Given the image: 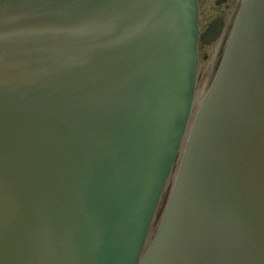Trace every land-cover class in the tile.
Returning <instances> with one entry per match:
<instances>
[{"label": "water", "instance_id": "1", "mask_svg": "<svg viewBox=\"0 0 264 264\" xmlns=\"http://www.w3.org/2000/svg\"><path fill=\"white\" fill-rule=\"evenodd\" d=\"M196 12L0 0V264H136L190 111ZM139 264H264V0L242 2Z\"/></svg>", "mask_w": 264, "mask_h": 264}, {"label": "rangeland", "instance_id": "2", "mask_svg": "<svg viewBox=\"0 0 264 264\" xmlns=\"http://www.w3.org/2000/svg\"><path fill=\"white\" fill-rule=\"evenodd\" d=\"M201 1H202V3L200 4V17L199 18H200V22L202 25L205 24L210 18L213 17V15L216 12H219V11L226 12V14H225L226 24L229 21H233L234 16L237 13V5L239 4V1L238 2L236 1L235 4H232L228 8H226L223 5H221L220 7H215L214 0H201ZM234 6H235V12H234L233 17H232V14H230V11L234 8ZM224 32H225V29H224ZM224 32L222 33L221 37L218 39V42L211 45V48L208 47V48L204 49L208 53V58L205 60L200 59L199 77L197 80L192 110H191V114H190V117H189V120L187 123L186 131H185L184 137L182 139L181 145L179 147V150L177 152L175 162H174V167L171 171V174H170L169 179L167 181L166 187L162 193L161 200H160L157 212H156V221H155L153 227L151 228V231L149 232V235L147 237L143 251H145V249L147 248V246H148V244L152 238V235H153V233L157 227V224L159 223L161 216L163 214V211L165 209V206H166V203H167V200H168V197H169V194L171 192V188H172V185L174 182V178H175L177 170H178V166H179V163L181 160L184 145H185V142H186V139H187L193 118H194V116L197 112V109L201 103L203 95L205 94L207 88L209 87V85L213 79L214 70H215L217 62L219 60V58H218L219 57L218 56L219 49H220L222 43L223 44L226 43V40L224 41L225 37L223 36Z\"/></svg>", "mask_w": 264, "mask_h": 264}, {"label": "flooded vegetation", "instance_id": "3", "mask_svg": "<svg viewBox=\"0 0 264 264\" xmlns=\"http://www.w3.org/2000/svg\"><path fill=\"white\" fill-rule=\"evenodd\" d=\"M236 1H237V2L239 1V3H240V0H223L222 3H220V4H218V5H215V7H220L221 5H223L224 7L228 8L230 5L235 4ZM201 3H202V1L199 0V15H198L199 23H201V22H200V18H199V17H200V4H201ZM238 7H239V4L237 5V10H238ZM234 12H235V6H234V8L230 11V14H232V17H233ZM225 14H226V12L219 11V12H216V13L213 15V17H214V16H216V17H220V18H222V20H223V27H222V32H221V33H223V32H224V29H225V32H224V37H225V38H224V41L227 39V36L230 34V32H231V30H232V27H233V24H234L235 17H236V14H235V16H234V20H233V21H229V22L226 24V21H225ZM204 27H205L204 24H203V25H200V24H199V29H200V30H202ZM224 41H223V42H224ZM222 45H223V43H222ZM198 47H199V56H200V48H201V51H203L204 47H209V46H206V45H204V44H200ZM205 53H206V52H205ZM207 57H208L207 54H203V58H204V59H206Z\"/></svg>", "mask_w": 264, "mask_h": 264}]
</instances>
